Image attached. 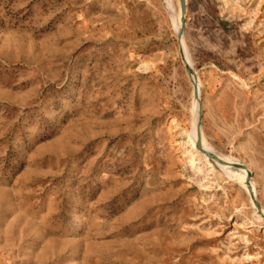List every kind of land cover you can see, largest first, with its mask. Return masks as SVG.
Segmentation results:
<instances>
[{"label": "rangeland", "instance_id": "rangeland-1", "mask_svg": "<svg viewBox=\"0 0 264 264\" xmlns=\"http://www.w3.org/2000/svg\"><path fill=\"white\" fill-rule=\"evenodd\" d=\"M181 14L0 0V264H264V0H185L196 97Z\"/></svg>", "mask_w": 264, "mask_h": 264}, {"label": "water", "instance_id": "water-1", "mask_svg": "<svg viewBox=\"0 0 264 264\" xmlns=\"http://www.w3.org/2000/svg\"><path fill=\"white\" fill-rule=\"evenodd\" d=\"M180 5H181V11H182V26H181V28H180L179 31H178V37H179V38H181L182 33H183V25H184V19H185V17H184V12H185V0H180ZM179 51H180L181 59H182V61H183V63H184L185 69L187 70L188 74L191 75V76H193V77H195L196 74H195V72H194L192 66H190V64H188V62H186L185 55H184V49L182 48L180 42H179ZM197 92H198L197 86H194V93L197 94ZM201 119H202V117H201V113H199V115H198V120H197V135H198V142H197V145H198V147H199L200 152H202L204 155H206V156L209 157V158H212L213 160H215L216 162H218V163H220V164H223V165H226V166H229V167H234V168H246V167H245L243 164H241V163L224 162V161L220 160V158H219L216 154H214V153H212V152H210V151H208V150H205L204 148H202V147L200 146L199 134H200V124H201ZM250 177H251V172L248 171V172H247V179L249 180ZM254 203H255V205H256V207H257V209H258V212L260 211L259 214H260V215L262 216V218L264 219V215L261 213L260 205L258 204V202L256 201L255 198H254Z\"/></svg>", "mask_w": 264, "mask_h": 264}, {"label": "bare ground", "instance_id": "bare-ground-1", "mask_svg": "<svg viewBox=\"0 0 264 264\" xmlns=\"http://www.w3.org/2000/svg\"><path fill=\"white\" fill-rule=\"evenodd\" d=\"M181 13H182V11H181ZM181 16H182V14H181ZM184 17H186V14H184ZM181 26H182V18H181V25H180V28H181ZM178 41L181 43V46H182V36H181V38H178ZM183 48V47H182ZM185 59H186V57H185ZM186 62H188L187 61V59H186ZM189 64V63H188ZM189 77L190 78H192V84H193V92H194V86H197V89H198V92L197 93H199V87H198V85H197V76H195V77H193V76H191V75H189ZM195 94V97H196V93H194ZM196 132H197V123H196ZM200 143H201V141H200ZM201 146V145H200ZM202 148H204L205 150H208L207 148H206V146H205V144L204 143H202V146H201ZM208 151H210V150H208ZM211 152V151H210ZM221 160V159H220ZM222 161H224V160H222ZM224 162H226V161H224ZM218 163V162H217ZM218 164H220V163H218ZM220 165H223V164H220ZM226 166V165H225ZM229 167V166H228ZM239 169H245V170H247V168H239ZM248 172V171H247ZM247 189H248V191H249V193L251 194V197L253 198V203H254V198L256 199V189H255V185L253 184V183H250V184H247ZM257 210V209H256ZM260 212V211H259ZM261 213H262V211H261Z\"/></svg>", "mask_w": 264, "mask_h": 264}]
</instances>
